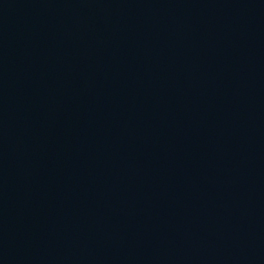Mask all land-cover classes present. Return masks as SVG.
<instances>
[{"label":"water","instance_id":"1","mask_svg":"<svg viewBox=\"0 0 264 264\" xmlns=\"http://www.w3.org/2000/svg\"><path fill=\"white\" fill-rule=\"evenodd\" d=\"M0 264H264V0H0Z\"/></svg>","mask_w":264,"mask_h":264}]
</instances>
